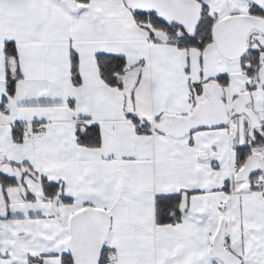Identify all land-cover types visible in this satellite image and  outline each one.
<instances>
[{
	"label": "snow or ice",
	"instance_id": "1",
	"mask_svg": "<svg viewBox=\"0 0 264 264\" xmlns=\"http://www.w3.org/2000/svg\"><path fill=\"white\" fill-rule=\"evenodd\" d=\"M0 264H264V0H0Z\"/></svg>",
	"mask_w": 264,
	"mask_h": 264
}]
</instances>
